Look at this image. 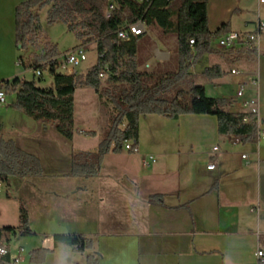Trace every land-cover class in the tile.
I'll use <instances>...</instances> for the list:
<instances>
[{"label": "crops", "instance_id": "1", "mask_svg": "<svg viewBox=\"0 0 264 264\" xmlns=\"http://www.w3.org/2000/svg\"><path fill=\"white\" fill-rule=\"evenodd\" d=\"M24 1L0 0V48L6 42L9 46L16 42V7ZM238 3L209 0V29L217 30L232 14L236 15ZM145 27L146 32L138 40L140 69L167 70L173 53L177 54V36L156 25ZM256 30L257 24L250 33ZM243 45L246 42L229 49L210 46L209 51L200 54L193 51L197 57L189 71L206 94L208 82L218 90L231 86L236 91L245 84L247 98L259 94L264 128V38H260L259 55H245L246 61H240L243 57L237 55ZM203 59H208L207 63L198 69ZM213 65L222 68L223 76L211 79L204 75ZM232 69L241 72L232 74ZM12 77L0 66V82ZM254 79L257 83H253ZM223 98L233 101L229 110L243 111L239 99ZM8 107L9 113H17L9 104ZM148 116L159 119L154 122L169 121L159 115L145 117ZM176 120L181 126L188 124L197 130L201 134L199 142L188 143L185 148L168 145L162 150L139 144L135 153L125 147L122 152H109L95 177L68 175V161L63 169L52 173L13 176L17 181L15 188L11 186L13 191L9 189L11 177L5 181L6 190L0 191V228L19 225L22 202L30 204V224L36 235H13L10 242H5L9 255L0 264H10L19 256L21 264H88V254H94L98 264H257L256 252L264 248V140L245 144L222 135L213 115H183ZM21 129L14 141L26 151L21 137L27 132ZM207 139L210 143H206ZM211 164L215 168L209 169ZM47 177L70 182L52 187L43 182ZM62 187L67 188V202L43 201L38 194ZM80 191L84 199L71 204V195ZM56 208L58 215L53 212ZM58 233L84 234L94 240L95 246L81 253L64 243L56 245L54 235ZM38 248L54 251L43 263H32L30 252Z\"/></svg>", "mask_w": 264, "mask_h": 264}, {"label": "trees", "instance_id": "2", "mask_svg": "<svg viewBox=\"0 0 264 264\" xmlns=\"http://www.w3.org/2000/svg\"><path fill=\"white\" fill-rule=\"evenodd\" d=\"M107 0H26L16 7V42L21 49L32 48L20 63L27 69H49L52 86H41L36 80L15 76L1 81V88L12 95L10 107L22 111L45 126H51L68 140L81 133L75 128V93L79 85L91 87L99 100L111 108L110 123L101 145L91 151L73 155L70 176L95 177L101 170L105 155L122 152L126 142L133 140L130 153L138 151L139 120L151 114L178 119L183 115H213L222 135L242 143L258 142V122L247 111L234 112L228 108L233 101L208 96L202 85L190 82V89L181 86L192 74L190 67L197 53L209 51L212 39L223 33L227 23L217 30L209 29V0H114L116 9L105 16ZM47 8L48 23L61 21L76 34L81 44H96L98 62L86 74H67L61 69L56 47L42 45L43 27L40 13ZM143 22L156 25L164 32L177 36V66L173 71H144L137 58L139 37L130 35L121 40L118 33L129 24ZM194 39V44L190 40ZM237 52L240 57L252 56L257 48L246 42ZM196 52V54L193 53ZM219 65L208 67L209 78L223 76ZM106 79L104 86L102 80ZM43 76H39L42 80ZM180 88V89H179ZM176 90L172 97H168ZM113 141L114 145L108 142ZM43 174L39 159L17 146L14 139L0 138V178L29 177ZM13 235H36L30 226L29 210L20 205L19 225L0 228V242H10ZM54 241L72 246L85 253L94 248L91 237L79 233H58ZM54 249L38 248L30 252L32 263H43ZM88 264H98L94 254H88Z\"/></svg>", "mask_w": 264, "mask_h": 264}, {"label": "rangeland", "instance_id": "3", "mask_svg": "<svg viewBox=\"0 0 264 264\" xmlns=\"http://www.w3.org/2000/svg\"><path fill=\"white\" fill-rule=\"evenodd\" d=\"M108 1V0H107ZM238 1V10L235 9L236 15H231L229 20H227V28L223 32L230 31H242L250 33L255 30L256 24L259 20L264 21V4L260 7L258 6V0H235ZM244 12V14H243ZM41 24L43 27L42 35V45L50 47L54 45L60 54H64L70 49H73L79 45H82L79 38L76 34L70 31L67 25L61 21L55 23H48L47 21V8L43 9L40 13ZM246 22L247 25H246ZM158 33L161 34L160 29ZM224 36V33H221L215 36L211 41V46L215 49H223L220 47V39ZM264 38V34L262 35ZM171 41V38H169ZM87 59L81 63L79 67L76 68L75 72L79 74H86L89 69H91L98 62V52L96 50V44H84ZM176 47V44H175ZM32 48L21 49L17 42L14 45L9 46L6 42L2 48H0V66L5 69L8 74H13V77L20 76L26 80H36L41 86H52L53 77L49 69L43 70V79L39 80V76L36 74V71L32 68H25L21 63L19 57L22 55L24 58H27L32 53ZM263 51V50H262ZM257 54V53H256ZM259 55V51H258ZM208 59H203L200 62V67L207 63ZM177 54L173 53L170 61V68L167 71L176 70L177 66ZM240 61H246V58H240ZM197 64V63H196ZM194 64V65H196ZM199 64V63H198ZM65 73L68 70H63ZM156 71H162L161 69H156ZM242 73H245L242 70ZM12 77V78H13ZM102 84L107 85L106 79L103 78ZM190 82L194 85L195 80L191 77L188 81L185 82L181 87L190 89ZM207 95L216 98H223V96H234L236 97V88L233 87H223V89H217L212 83L208 82ZM0 89L1 82H0ZM180 89V88H179ZM176 93V90L171 92L168 97H172ZM12 95L6 93V104L0 105V138L4 139H15L21 133V128L26 130L23 139L25 150L35 155L39 158L41 163L43 173H52L56 169H63L65 163L68 161L71 162L73 155L76 152L82 150H95L97 149L103 139L106 137L108 126L110 123V111L109 106L104 105L99 100V97L95 90L91 87L84 86L83 84L79 85L75 93V128L80 131L81 129L87 130L86 132H94L95 135H85L81 133H76L72 140H68L59 134L55 128L51 126H45L41 122L34 120L29 117L22 111H17V113H9L10 102L12 101ZM16 112V111H14ZM157 115V114H154ZM161 116V115H159ZM164 117V116H163ZM150 116L145 117L141 116L139 120V144H142L144 147H148L151 150L154 147L159 146V149H164L166 146L170 145L180 146L183 148L187 146L188 143L197 142L200 139L201 134L196 132L197 130H192V127H189L188 124L180 125V122L173 118H167V123L161 121H153L159 119H149ZM158 118V117H156ZM162 120H165L164 118ZM88 136V137H87ZM211 140L207 139L206 143H210ZM132 143L133 140H131ZM199 142V141H198ZM109 145L113 146L114 142H108ZM138 144V146H139ZM165 144V145H164ZM164 145V146H162ZM163 147V148H162ZM156 157H159L156 155ZM61 162L57 165L55 163ZM101 171V170H100ZM99 176V175H98ZM72 177H82L84 176H72ZM16 177L10 178V190L11 186L15 188V179ZM68 178V177H67ZM82 182L86 179H81ZM73 181V180H72ZM71 181V182H72ZM45 184L57 187L59 184H68L69 179L63 180L62 178L56 177H47L43 181ZM74 184L77 181H73ZM15 183V184H14ZM6 190V182L3 191ZM67 188L62 187L61 190H53L48 193L47 191H39L40 198L43 201H55V202H67ZM84 199V193L82 191L78 192L77 195H71V204L76 205L80 200ZM26 206L28 209L30 207ZM58 209H54L55 215ZM58 217V216H57ZM36 227H39L38 220L35 221ZM31 226V224H30ZM32 228V227H31Z\"/></svg>", "mask_w": 264, "mask_h": 264}, {"label": "built area", "instance_id": "4", "mask_svg": "<svg viewBox=\"0 0 264 264\" xmlns=\"http://www.w3.org/2000/svg\"><path fill=\"white\" fill-rule=\"evenodd\" d=\"M259 7H261L264 4V0H258ZM116 9V3L114 0H108L107 6L105 9V16L110 17L114 10ZM146 32V27L143 22H137L134 24H129L123 29H121L118 33V37L121 40L127 39L130 35H143ZM264 34V21L259 20L257 23V30L254 33H240L238 31H230L222 38L220 39V47L224 49H229L232 47H235L238 43L241 42H248L252 45H254L257 50H260V38ZM191 44H194V39L190 40ZM58 59L61 62V69L62 70H68L67 74H73L76 73L75 70L77 67L81 65L83 61L87 59V54L85 47L83 45H79L73 49L68 50L64 54H60L58 56ZM36 74L38 76H43V71L40 68L35 69ZM232 74H239L241 71L239 69H232ZM253 83H257V80L254 79ZM236 97L241 101V107L243 111L251 112L254 114L257 118L258 122V139L264 140V128L262 127V119L260 115V107H261V101H260V95L256 94L252 98L246 97V86L245 84H241L236 91ZM6 91L3 89H0V105L6 104ZM238 141V140H237ZM133 146V143L131 141H128L125 143L124 147L126 150H130ZM215 150H217V147H215ZM244 158H246V155H243ZM151 160L153 162H156V159L154 156H151ZM147 165H149L148 161L145 162ZM215 168L214 164L209 165V169ZM5 187V180L0 178V191H3V188ZM9 255V246L6 243H0V261L5 259ZM257 257V264H264V248L259 247L256 252ZM22 258L16 257L14 258L10 264H21Z\"/></svg>", "mask_w": 264, "mask_h": 264}, {"label": "water", "instance_id": "5", "mask_svg": "<svg viewBox=\"0 0 264 264\" xmlns=\"http://www.w3.org/2000/svg\"><path fill=\"white\" fill-rule=\"evenodd\" d=\"M19 48H21V46H19Z\"/></svg>", "mask_w": 264, "mask_h": 264}]
</instances>
